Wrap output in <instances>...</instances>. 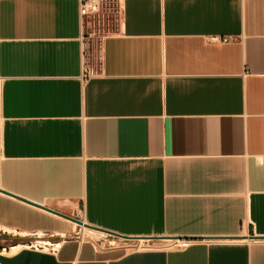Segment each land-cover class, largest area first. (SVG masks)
Masks as SVG:
<instances>
[{
	"label": "crops",
	"instance_id": "obj_1",
	"mask_svg": "<svg viewBox=\"0 0 264 264\" xmlns=\"http://www.w3.org/2000/svg\"><path fill=\"white\" fill-rule=\"evenodd\" d=\"M101 1L0 0V264H264V0Z\"/></svg>",
	"mask_w": 264,
	"mask_h": 264
},
{
	"label": "rangeland",
	"instance_id": "obj_2",
	"mask_svg": "<svg viewBox=\"0 0 264 264\" xmlns=\"http://www.w3.org/2000/svg\"><path fill=\"white\" fill-rule=\"evenodd\" d=\"M119 22V7L115 3H110L107 6H102L99 14L95 17H91L90 19H87L86 24V30L87 32L92 33L93 37L91 39L90 45L88 46L87 52L91 53L92 58L95 60L98 56V45L102 41V39L108 35L112 30L115 29L116 25ZM90 56V55H89ZM87 236H94L88 231H85ZM11 237L8 235H3L0 233V247H4L6 245H9L11 243L16 242V240H13L12 242L9 241ZM14 239V238H13ZM33 241H35V237L32 238ZM89 239L84 238L83 242L87 243Z\"/></svg>",
	"mask_w": 264,
	"mask_h": 264
},
{
	"label": "built area",
	"instance_id": "obj_3",
	"mask_svg": "<svg viewBox=\"0 0 264 264\" xmlns=\"http://www.w3.org/2000/svg\"><path fill=\"white\" fill-rule=\"evenodd\" d=\"M102 1L101 0H80V6H79V14L81 17V21L87 19H90L91 17H95L99 14V11L102 7ZM87 27V24H86ZM85 35H83V40L85 39ZM213 41H217L218 39H212ZM221 42H227L228 39H222ZM84 50L82 51V58H83V74L81 76V79L84 80L89 75L88 69L84 66ZM3 83L4 81L0 78V103L2 100V94H3ZM78 220L79 222L85 224V218H84V212L81 211L79 214L76 215L74 218ZM191 242L182 244L180 246L176 245L177 249L181 250L184 249L186 246H188Z\"/></svg>",
	"mask_w": 264,
	"mask_h": 264
},
{
	"label": "water",
	"instance_id": "obj_4",
	"mask_svg": "<svg viewBox=\"0 0 264 264\" xmlns=\"http://www.w3.org/2000/svg\"><path fill=\"white\" fill-rule=\"evenodd\" d=\"M46 210H48V211H50V212H52V213H55V214H57V215H59V216H61V217H64V218H66V219H68V220H70V221H72V222L78 224L79 226L88 227L86 224H83V223L79 222L78 220H76V219H74V218H71V217H69V216H65V215H62V214H58L57 212H54V211L49 210V209H46Z\"/></svg>",
	"mask_w": 264,
	"mask_h": 264
},
{
	"label": "bare ground",
	"instance_id": "obj_5",
	"mask_svg": "<svg viewBox=\"0 0 264 264\" xmlns=\"http://www.w3.org/2000/svg\"><path fill=\"white\" fill-rule=\"evenodd\" d=\"M18 248L20 249L21 247H18ZM14 252H16V249L13 250V253H14Z\"/></svg>",
	"mask_w": 264,
	"mask_h": 264
}]
</instances>
